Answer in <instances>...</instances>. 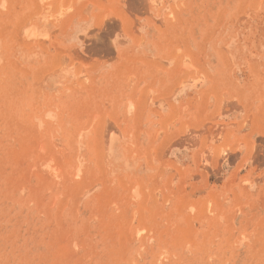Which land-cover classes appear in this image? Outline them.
I'll use <instances>...</instances> for the list:
<instances>
[{
    "label": "rangeland",
    "instance_id": "obj_1",
    "mask_svg": "<svg viewBox=\"0 0 264 264\" xmlns=\"http://www.w3.org/2000/svg\"><path fill=\"white\" fill-rule=\"evenodd\" d=\"M0 264H264V0H0Z\"/></svg>",
    "mask_w": 264,
    "mask_h": 264
}]
</instances>
